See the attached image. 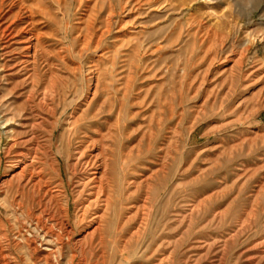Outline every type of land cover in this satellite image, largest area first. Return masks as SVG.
<instances>
[{
  "label": "rangeland",
  "instance_id": "rangeland-1",
  "mask_svg": "<svg viewBox=\"0 0 264 264\" xmlns=\"http://www.w3.org/2000/svg\"><path fill=\"white\" fill-rule=\"evenodd\" d=\"M34 84L38 103L61 90L55 117L11 105ZM80 104L103 148L113 133L143 158L134 201L81 195ZM33 126L53 173L20 211L9 183L32 156L13 137ZM0 137L7 264H40L36 222L63 246L53 264H264V0H0Z\"/></svg>",
  "mask_w": 264,
  "mask_h": 264
},
{
  "label": "bare ground",
  "instance_id": "bare-ground-1",
  "mask_svg": "<svg viewBox=\"0 0 264 264\" xmlns=\"http://www.w3.org/2000/svg\"><path fill=\"white\" fill-rule=\"evenodd\" d=\"M37 90H38V88L36 87V84H34V86L31 87L28 94L23 95L25 93V92H23V94L20 95L19 90L16 87H14L13 88V96L10 99L11 101H14V102H12L11 105H14L19 100H23L21 102V104L19 105V110L23 111L25 113V116H28V115L33 116L34 120L36 118H38V115H35L36 113L41 114V115L44 114L46 118L47 117L51 118L53 116L55 117L56 109H57V106L59 105L58 100L60 102H62L61 90L59 89V92L55 93V94H50V93L45 94L43 100L40 103L36 102ZM48 106H53V108H55V109H52V110L50 109L49 111H47L48 114H46L44 111H46L45 107H48ZM82 106L83 105H81V107H79L80 111H81ZM77 108L78 107H75V109H73V110H78ZM94 109H95V107L93 105V107L90 109V111L83 110V111H81L82 114L78 118L76 117L75 120L73 119L74 120V122H73L74 129H73V132L71 133V135H73L74 139L78 136L81 137V139H82V141H81L82 146L81 147H83V151H81L79 153L80 157L78 155V157H79V159L77 160L78 164H75L73 166V170L75 172L76 169L79 167V165H82L81 163L83 161H85L86 159H88L86 161H89V159H90L89 164H87L88 166L90 164H92V165H90V168H89V169H91V174H88L87 172L84 173L85 176H88V178H87L88 182L86 181L87 183L83 182L81 184V187L84 188L83 193H81V195L85 196V192L87 190V187L91 183L93 185V184H96L98 182L97 184H99V186L96 185L95 186L96 189L92 190V191H94L93 194L96 195V199L92 203V206H93V204L98 205L99 200H100L99 197L101 195H105L107 197L106 201H107L108 205H110V206L113 204L115 196H120L122 199L121 200L122 203H124V202L130 203L131 201H134L135 198L133 195H129V193H128L129 187L131 186L128 182L131 180L130 177L133 176V173L136 172V169H137L136 166L138 165L139 160L143 159V158H139V159L132 158L133 154H131L132 153L131 151L128 152L129 149L126 147V143L121 142L120 139L118 140L117 139L118 137L115 138L114 137L115 135L113 133L111 134V137H110L109 147L103 148L104 147V143H103L104 137L101 135L102 123H101V120L99 119L98 115H96V114L91 115V112ZM64 111H65V108H64ZM75 115H76V113H75ZM87 118H89V120ZM126 124H127V122H126ZM38 132H39L38 126H33V127H31L29 132L26 133V136H24L23 132H20V133L18 132L13 137V141H14V145L16 146V149H18V150L25 149V150L29 151L30 156H32L30 159L31 162L28 164H26L27 163V160H26L27 156L26 155L22 156L23 161H21V163H24L25 167L21 170V172H19L16 176H14L12 178V181L9 183L10 186L7 184L10 187L9 190L11 191V188H13L14 184L16 183V186H14V188H13V189H15V191L14 190H12V191L14 193L16 192V194L19 197V200H21V202L19 200L18 201L15 200V202H13V203H15V205L19 208L20 211H22V208H24V203L26 202V200L33 199L35 194L38 195L39 197L41 196L40 193L41 192L43 193V191H42L43 187L46 185L48 186L47 176L49 175V173L50 174L53 173L52 170L50 171V169L47 168V162H45V161L43 162L44 159H42L40 157V152H39L38 148L37 149L34 148V146L38 140ZM108 136H107V138H108ZM116 136H118V135H116ZM23 138H28V139H25L23 141ZM87 141H90V145L86 146V150H84L85 144ZM48 144H49V142L47 141V145H46L47 152H48V150L52 151V147H53V146L50 147ZM70 144H71V139L69 140L67 146L70 147ZM78 144H80V143H78ZM28 146L32 147V149H29ZM12 149L13 148H11V150ZM92 150H95V151L99 150L100 152L98 155L92 156L91 155ZM123 152H127L128 156H126L125 159H122L120 157L121 160L119 162L118 156L123 154ZM70 153H68V154H70ZM24 154H26V153H24ZM71 157H73V156H71ZM99 162H101V164ZM136 162H137V164L135 166ZM98 163L100 165H98ZM141 164H143V163L140 162L139 166ZM70 169H71V167H70ZM99 169H102V173L100 175L99 180L97 181L96 180L97 178L92 177V175H96L98 173ZM144 173H146L145 170H144ZM82 178H83V176H82ZM82 181H84V179ZM93 194H91V195L93 196ZM83 198L84 197H82V199ZM168 210H169V208H168ZM89 214H90L89 210H86L84 212L83 216L86 217ZM32 227L34 230V233L32 234V237H33L32 242H35L34 247L32 249H33L34 253H38L40 255L38 258L39 260H37V261H40L39 262L40 264H53L52 258L54 259L56 252L61 253V251L63 249L62 244L59 242L60 240L59 239L53 240V239H51L52 237L48 238L49 234L47 232L41 230L38 222H36L34 224V226H32ZM27 231L29 232V230H27ZM3 256H4L3 252L0 251V263L1 264H7L6 257H3ZM56 263H58V262H56Z\"/></svg>",
  "mask_w": 264,
  "mask_h": 264
}]
</instances>
